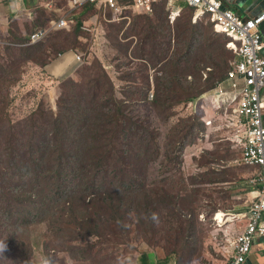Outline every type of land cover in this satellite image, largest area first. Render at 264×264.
Listing matches in <instances>:
<instances>
[{"label":"trees","instance_id":"16d2710c","mask_svg":"<svg viewBox=\"0 0 264 264\" xmlns=\"http://www.w3.org/2000/svg\"><path fill=\"white\" fill-rule=\"evenodd\" d=\"M101 12L108 14L105 23L115 28L113 36H108L113 42L110 47H121L119 53L128 54L129 46L134 45L137 58L151 62L152 69L163 64L161 70H156L163 76L156 77L152 100L151 75H142L146 90L143 85H135V73H125L118 92L109 70L96 58L81 66L76 78L62 81L55 109L42 103L25 118L14 121L9 113L11 88L21 80L26 65L43 68L71 50L73 43L67 38L55 40L51 33L47 41L32 44L31 34L24 37L14 32L2 41L4 44L0 42V264H33L30 246L27 249V244L22 243L25 253L18 255L1 236L20 242L30 220L37 219L38 224L47 226L46 238L56 235L68 245L71 258H76L71 241L89 249H94V243H106L102 227L106 236L110 230L135 226L139 235L153 233L156 237L159 232L145 220H152L149 202L141 204L136 200L148 198L145 177L149 165L161 156L159 130L132 115L130 107L146 103L167 121L174 116L176 107L190 108L191 103L227 81L231 62L238 59L235 52L231 62L224 57L232 41L225 33L213 31L218 40L207 36L205 28L215 29L207 16L208 26L199 21L201 18L193 22L192 16L172 22L169 14L159 16V23L147 17L133 19L129 24L133 17L123 15L118 22L109 9L102 8ZM73 28L77 43L82 22ZM99 34L104 36V32ZM198 37L203 43L195 57V45L201 40ZM120 40H126L129 46ZM212 67L216 75L208 77L209 85L201 89L200 80L208 76L204 71L211 74ZM149 68L145 64L139 72ZM180 124L169 143L171 163L177 159L172 155L176 146L182 143L184 147V139L197 125L208 131V124L194 115ZM235 149L241 156V149ZM228 176L237 177L232 172ZM162 201L171 208L170 222L180 223L178 228L183 233L190 231L193 224L185 227L173 208L175 197L170 194ZM95 252L108 256L103 249ZM148 256H141L142 264H150ZM118 258L122 259L116 250L112 257L115 264H119Z\"/></svg>","mask_w":264,"mask_h":264},{"label":"rangeland","instance_id":"374dc122","mask_svg":"<svg viewBox=\"0 0 264 264\" xmlns=\"http://www.w3.org/2000/svg\"><path fill=\"white\" fill-rule=\"evenodd\" d=\"M63 1L60 7L62 10H66L67 2H65L66 0ZM175 10H178V12L172 15L173 10L169 7V0H160L155 4L153 11L148 14L127 12L124 15L128 18L133 17L129 21L130 24L136 18L146 19L149 17L154 23H159V16L164 17L169 14L173 16L171 21L174 22L175 18L179 20L192 16L193 19L195 14L194 11L189 10L185 6L182 9ZM106 15L108 14L101 12L100 7H94L80 20L82 27L96 24L98 31L95 36L82 29V33L76 43L71 32L74 28H65L53 30L54 39H69L73 43L70 46L72 49L69 51H74L77 55H81L83 61L87 63L97 58L105 66L107 64L111 65V68L108 69L116 82V87H119L120 83L121 85L124 83L120 78L129 71L135 73V85H143L145 88L148 86L145 84V78L142 75H151L149 81L152 85L151 92H154L157 75L163 76L162 71L157 74L156 70H161L163 64L158 65L156 69H152L151 62L137 58L135 46H129L126 40H120V42L129 46L128 54L125 52L119 53L121 47L108 49L110 42L113 43L108 36H113L115 28L111 24L105 23ZM93 16H95L93 22L83 23V20ZM199 21L207 26L210 22L205 17ZM76 23H78V20ZM128 25L123 28L122 33L128 29ZM205 29H207L208 37L218 40V37L213 33V31L216 33L214 26V30L210 27ZM27 30L28 34H32L29 28ZM102 32H104L106 42L103 39H99L101 37L99 33ZM50 34L45 41L49 39ZM14 36L15 34L12 33V37ZM198 38L201 40L197 41L195 45L193 52L195 57L198 56V49L203 43L202 38ZM222 38L224 40V37ZM49 43L50 41L47 42V44ZM1 44L4 43L1 42ZM217 45L219 46V44ZM222 50L223 48H220L221 54ZM226 50L224 57L231 62L234 51L228 47V44ZM145 64H148L150 68L139 72ZM34 67L40 68L38 65L31 66L27 64L21 80L13 84L11 88L13 102L9 107V113L14 121L25 118L42 103L55 109L62 81L68 78H76L77 76L76 73L75 76L63 77L53 86L47 85L37 75V72H34ZM204 72L208 76L207 78L203 76L200 80L201 89L209 85L208 77L216 75L215 69L214 74H209L208 71ZM192 77L195 78L194 76ZM234 83L236 85L234 91L244 86L243 80L240 79H235ZM120 87L119 89L117 88L118 92L121 90ZM142 104H144L142 107L139 105L131 106L130 112L159 130L158 145L161 149V156L149 165L145 177L148 198L144 199L141 197L136 202L141 204H145L146 201L149 202L150 208L158 214V223L145 217L149 226L159 232L158 235L156 237H154L153 233L146 236L139 235V231L136 230L135 226H123L108 231L109 236H106L107 234L102 227L101 233L104 235L106 243H94V249H89L85 244L71 241L72 250L76 257L71 258V252L68 250L69 246L57 238L56 235H53L51 239L46 238L47 226L38 224L36 219V222L30 220L26 227V233L20 242L8 239L1 234L14 253L18 255L25 253L21 244L26 243L27 249L29 246L32 249L33 264H43L45 260H48L49 264H115L112 257L116 250L121 254L125 264H142L141 256L143 254L149 255L150 264H156L155 260L158 261V264H224V254H230L234 242L233 240L229 243L228 238L235 239L239 232L229 231L228 227L236 221H240L242 217L232 220L233 216L227 217L223 213L236 214L235 212L238 209H247L254 197V193L248 187L247 182L257 174L255 168L259 169L258 173L262 171L261 168L258 166H240L236 163L240 158V153L235 148L241 149V145L235 143L234 136L230 134L228 129L220 128L214 131L212 127L207 131L202 128V125H197L191 134L184 139V147L181 148L182 143L180 146H176L172 155L177 157V159L171 163L169 143L171 137L175 134V128L181 126L180 123L189 120L192 115L197 116L199 121L203 120L205 123H212L214 127H220V123L216 120L212 121V115L208 113L207 104L204 102L199 107L202 110L198 109V111L195 108L193 110L192 107L185 109L182 105L176 107L173 110L174 116L167 121L161 120L157 111L148 104ZM231 136L236 145L234 148L230 141L227 140ZM214 167L220 170L215 172L212 170ZM231 172L235 173L237 177L228 176ZM214 176H216L215 180L213 179ZM235 186L237 187L234 188ZM162 188L164 191L159 192V189ZM170 194L175 197L173 208L181 215L184 226L186 227L189 223L193 224L192 229L187 233L179 230L180 223L172 224L170 222L171 208L162 201L163 198ZM160 195H163V198ZM216 213H218L217 217ZM135 218L137 220V215ZM109 237H112V240H109ZM223 241L228 242L229 245L224 247ZM102 249L108 252V256L103 257L96 254L95 251ZM167 256L171 259H168ZM165 260H167L165 263H161Z\"/></svg>","mask_w":264,"mask_h":264},{"label":"built area","instance_id":"2783aa9c","mask_svg":"<svg viewBox=\"0 0 264 264\" xmlns=\"http://www.w3.org/2000/svg\"><path fill=\"white\" fill-rule=\"evenodd\" d=\"M73 10L82 9L87 5H95L109 9L114 21L120 20L127 12L148 14L160 0H69ZM183 6L194 8L193 22L207 16L214 23L215 31L225 33L232 41L228 47L232 49L237 60L231 62V70L227 81L216 89L201 96L190 106L198 111L204 102L207 111L212 115V121L220 123V127L208 124V129L226 128L234 136L235 143L241 145V156L236 161L238 165L260 167L261 172L248 180L250 189H255L257 197L252 201L248 214V223L237 235L233 249L226 264H244L252 250V244L259 236H264V103L262 90L264 89V49L263 34L260 25L264 21V14L257 18H242L233 10L224 7L221 0H169V7L176 14ZM74 21L69 15L60 18L53 26L54 30L70 29ZM84 31L95 34L96 24L83 26ZM45 32L36 30L30 36V43L37 44L44 40ZM81 61V57H77ZM235 79L243 80L244 86L236 91ZM232 88L228 94L224 85ZM150 99L154 98L153 92ZM205 109V105H204ZM234 144L232 136L229 138ZM234 146H236L234 144ZM259 188V189H257Z\"/></svg>","mask_w":264,"mask_h":264},{"label":"crops","instance_id":"0c3cea01","mask_svg":"<svg viewBox=\"0 0 264 264\" xmlns=\"http://www.w3.org/2000/svg\"><path fill=\"white\" fill-rule=\"evenodd\" d=\"M224 7L233 10L237 15L242 18H257L258 16L264 14V0H221ZM64 2L63 0H0V42H2L5 38L10 36V32L17 33L18 36H28V28L29 31H44L46 40L49 36V33L54 32L53 26L60 18L69 15L72 23L70 29L74 27L76 21H80L83 19V16L89 12L87 10L88 7H97L95 5L85 6L82 9L73 10L70 1L66 0V10H62L60 4ZM95 16L89 17L87 20H83V23H87L90 21H94ZM260 31L263 34L264 39V21L260 25ZM32 32V33H33ZM102 39V37H100ZM108 49L111 47L108 45ZM76 53L74 51H67L58 56L57 59L53 60L51 63L47 64L43 68L34 67L37 75L45 81L47 85H54L58 80L62 79L66 76H74L77 72L78 62L76 60ZM264 55V53H263ZM107 69L111 68V65L107 64ZM109 70V69H108ZM224 85V91L228 94H231L233 91L232 88ZM262 101L264 103V89L262 90ZM255 171L259 172V169L255 168ZM256 174V175H257ZM259 189V188H257ZM254 193V197H257V193L255 189H251ZM252 199V201H253ZM250 202L247 209H238L236 214L223 213L227 217L233 216L232 220L238 217H242L240 221H236L233 225L228 227L229 231H240L245 227L248 223V214L249 207L252 203ZM244 212H243V211ZM221 213V212H219ZM231 221V220H230ZM228 221V222H230ZM227 222V221H225ZM236 235V237H237ZM235 237V239H236ZM235 239L228 238V242H232ZM225 241L222 242L224 247L229 245V243ZM233 242V244H234ZM233 249V248H232ZM229 254H224V264H226L228 260ZM155 258V257H154ZM168 259H171L168 257ZM167 260L161 262L165 263ZM158 261L155 260V263ZM145 263V262H144ZM244 264H264V236H259L255 239L252 244V250L250 255H248L247 260Z\"/></svg>","mask_w":264,"mask_h":264},{"label":"clouds","instance_id":"9594fccd","mask_svg":"<svg viewBox=\"0 0 264 264\" xmlns=\"http://www.w3.org/2000/svg\"><path fill=\"white\" fill-rule=\"evenodd\" d=\"M183 8H184V6H183ZM145 14V13H144ZM195 15V14H194ZM35 32V31H34ZM94 36L96 35V33L95 34H93ZM101 36V35H100ZM102 37V39L104 40V36H101ZM100 40H101V38H99ZM43 41V40H42ZM104 42H106V40L104 41ZM40 43V42H39ZM81 57V61H79L78 60V58L77 57ZM76 60H77V62H78V68H77V70L81 67V66H83L84 64H86L87 62H85V61H83V57L81 56V55H76ZM107 68V67H106ZM233 147H235V146H233ZM151 219L153 220V221H155V222H159V216H158V214L157 213H155V212H153L152 213V215H151ZM118 261H119V264H125V261H124V259H120V258H118ZM43 264H49V261L48 260H45L44 262H43Z\"/></svg>","mask_w":264,"mask_h":264},{"label":"water","instance_id":"95a60500","mask_svg":"<svg viewBox=\"0 0 264 264\" xmlns=\"http://www.w3.org/2000/svg\"><path fill=\"white\" fill-rule=\"evenodd\" d=\"M262 53H264V49L262 50Z\"/></svg>","mask_w":264,"mask_h":264}]
</instances>
